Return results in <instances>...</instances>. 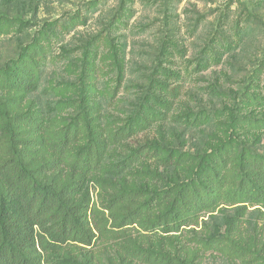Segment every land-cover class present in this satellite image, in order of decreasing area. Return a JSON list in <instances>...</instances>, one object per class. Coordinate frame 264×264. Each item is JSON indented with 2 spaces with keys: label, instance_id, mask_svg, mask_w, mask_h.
Instances as JSON below:
<instances>
[{
  "label": "rangeland",
  "instance_id": "374dc122",
  "mask_svg": "<svg viewBox=\"0 0 264 264\" xmlns=\"http://www.w3.org/2000/svg\"><path fill=\"white\" fill-rule=\"evenodd\" d=\"M0 17V136L5 112L40 119L32 164L57 162L50 172L64 181L71 170L53 145L62 129L92 145L79 196L95 236L56 258L264 264V202L251 180L264 160V0H0ZM30 51L37 85H8L5 73ZM167 189L172 200L195 189L216 201L185 204L176 231L148 230L145 213L120 224Z\"/></svg>",
  "mask_w": 264,
  "mask_h": 264
},
{
  "label": "trees",
  "instance_id": "16d2710c",
  "mask_svg": "<svg viewBox=\"0 0 264 264\" xmlns=\"http://www.w3.org/2000/svg\"><path fill=\"white\" fill-rule=\"evenodd\" d=\"M35 51L14 62L15 73L10 68L7 70L5 78L8 85L27 91L35 88L37 74L34 70L38 64ZM3 116L5 136H0V264L74 262L73 258H56L54 251L72 244L91 245L95 236L86 218L88 206L83 195L79 196L84 187V175L93 166L92 145H79L78 133L70 125L62 129L63 136L53 145L60 163L63 166L66 163L71 170V177L64 181L59 172H50L58 165L57 162L53 166L45 162L32 164L27 147L35 139L28 137L40 131L42 121L27 113L10 115L5 112ZM68 153L73 156L71 159L67 157ZM125 165L126 162L118 163L114 167L121 171ZM251 167L255 171L251 178L254 197L257 202H264V160H254ZM215 185V188L220 187L219 182ZM154 193L145 201L144 208L141 205L133 209L129 207L120 218V224L136 223L137 215L145 213L148 230L160 224L164 232L176 231L181 226L179 217L185 204L195 201L207 207L216 201L212 195L207 198V194H197L195 189L183 199L175 197L173 200L171 189ZM182 193L180 190L179 194ZM140 196L134 192L131 197L138 200ZM122 197L113 196L102 203L112 208L123 201ZM163 202L168 209L161 214L156 213Z\"/></svg>",
  "mask_w": 264,
  "mask_h": 264
}]
</instances>
